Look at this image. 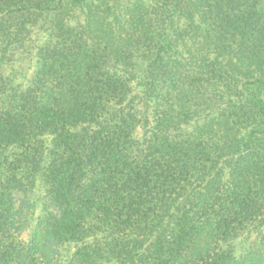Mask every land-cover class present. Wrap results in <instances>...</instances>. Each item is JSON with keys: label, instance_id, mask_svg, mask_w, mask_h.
<instances>
[{"label": "trees", "instance_id": "16d2710c", "mask_svg": "<svg viewBox=\"0 0 264 264\" xmlns=\"http://www.w3.org/2000/svg\"><path fill=\"white\" fill-rule=\"evenodd\" d=\"M108 12L0 0V62L52 15L27 84L0 78V264H47L16 225V194L38 187L47 238L81 264H247L233 242L264 230V0Z\"/></svg>", "mask_w": 264, "mask_h": 264}, {"label": "rangeland", "instance_id": "374dc122", "mask_svg": "<svg viewBox=\"0 0 264 264\" xmlns=\"http://www.w3.org/2000/svg\"><path fill=\"white\" fill-rule=\"evenodd\" d=\"M102 9L110 8L111 14L125 13L133 0H92ZM104 3V5L102 4ZM143 3L148 0H142ZM69 14L71 21L76 18L80 23L85 22L84 8H74ZM111 13V14H110ZM52 15H37L33 26H27L25 31L8 48L6 57L0 62V78L8 80L9 86H25L36 68L37 51L48 39L47 28ZM73 22V21H72ZM179 21L178 27H181ZM18 88V87H17ZM145 126L137 129L138 139H142ZM16 225L23 242L33 243L44 250L42 254L47 264H81L76 256L77 246L72 243L55 244L46 236V222L49 212H54L42 188L30 192H20L15 196ZM234 252L239 260L247 264H264V230L257 229L240 235L234 242Z\"/></svg>", "mask_w": 264, "mask_h": 264}]
</instances>
